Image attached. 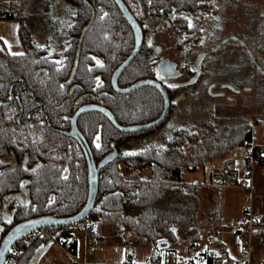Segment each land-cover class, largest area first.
Instances as JSON below:
<instances>
[{
  "label": "trees",
  "instance_id": "1",
  "mask_svg": "<svg viewBox=\"0 0 264 264\" xmlns=\"http://www.w3.org/2000/svg\"><path fill=\"white\" fill-rule=\"evenodd\" d=\"M70 1L79 9L76 38L83 31L82 27L91 20L93 11L102 16V18H97L85 32L82 45L84 52L96 50L98 46L105 54L110 55L108 72L103 78L104 86L110 96L105 97L104 101L116 115L117 120L123 125H133L159 118L164 110V101L155 88L146 87L122 95L115 93L111 87V76L114 69L131 54L134 46L132 29L124 20L114 0ZM122 1L141 25L145 34L152 27L155 19L163 16V10L168 19H172V7L177 5V0H168L167 3H164V0ZM181 2L188 12H194L196 0H181ZM12 3L13 0L0 2V21L21 22L20 14L19 20L14 10L9 7ZM174 22L181 23L180 20H174ZM22 29L21 27V39L28 46L26 31ZM181 32L182 29L179 28V33ZM106 34L109 35L108 42L102 41ZM261 36L259 38L264 43V34ZM248 43L246 61H244V66L248 68L246 76L239 75L238 69L243 65L241 59L232 57L229 61L230 75L194 77V80L200 82L206 80L217 87L223 85L235 98L229 97L225 101L215 102L214 92L206 89L198 91L195 95L197 90H194V85L197 83H192V81H188V84L182 87L167 86L171 109L162 126L171 132L163 133L165 137L161 144L154 145L153 143L146 149H141L137 145L135 153L123 156L104 170L105 175L103 174L104 177L100 178L98 203L89 216L91 219L99 223L119 224L127 239L140 237L157 245L168 244L169 249L162 250L168 252H175L172 247L177 243L197 248L203 236L214 233L213 230L220 219V207L216 203L213 208L207 207L204 212L201 211L200 195L206 196L204 189L207 185L199 181L186 182L184 180L185 171L188 173L205 172L208 166L214 165L219 160H228V164L234 162V153L237 150L247 143L256 142L254 140L255 130L264 123V114L262 116L260 114L264 106V48L253 44L254 42L249 41ZM232 48L234 50V47ZM155 51V46L145 41L141 51L121 76L119 85L127 87L146 79L158 81L159 78L155 71L158 62ZM237 52L239 54V46ZM260 53L262 55H259ZM36 67L37 63L34 61L26 60L23 64L20 56L6 53L0 46V102L9 101L10 89L16 84L18 73L23 69L29 72L26 74V81H35L37 79L34 77ZM192 76L193 73L184 80ZM43 80L46 81L45 78ZM43 83H40L41 92L46 91L47 94L56 96L57 86L54 78L46 84ZM46 87L47 90H45ZM253 93L249 101L248 98ZM187 97L192 98L189 103H186L189 112L204 105L205 112L209 113L198 129L196 126H184V123L168 122L172 120V114L176 111L179 100ZM239 100L243 103V108H255L254 121L247 119L244 113L234 116L233 111ZM18 110L16 102L10 107L0 106V209L9 211L12 217V224L9 228L25 220L45 215L60 218L75 216L88 198L86 162L83 156L73 151L71 156H66L65 153L60 155L63 152L61 142L54 147H48L46 142L57 140L60 137L52 132L45 136V142L39 143L27 139L28 157L23 156L24 149L20 148L21 143L18 137L20 131L16 124ZM98 118L104 121V146L102 152L95 156L96 161L101 160L111 150L110 141L114 134L120 137L139 138L156 132L160 128L149 132L120 134L105 118L102 116ZM169 123L173 126L171 130L167 128ZM119 139L116 138L117 141ZM263 147L259 146L256 151L258 164H263ZM38 163H41V167L37 173L33 174L25 170L26 166L34 167ZM121 166L128 173L126 178L121 172ZM65 168H68V172L63 178ZM147 170H150L151 174L149 180L140 176ZM221 172L222 175L219 177L222 180L218 182L236 173L227 166ZM24 180L29 181V201L18 203L17 195L22 192ZM11 197H14V200H11ZM51 197H54V202L50 201ZM199 218L205 220L201 221ZM59 236L74 237V234L59 233ZM44 247H54L50 245L49 238L31 241L18 259V264H31L39 250ZM76 249L75 246L74 253ZM46 253L38 260V264L46 262L44 259ZM221 257L228 259L224 255Z\"/></svg>",
  "mask_w": 264,
  "mask_h": 264
},
{
  "label": "flooded vegetation",
  "instance_id": "2",
  "mask_svg": "<svg viewBox=\"0 0 264 264\" xmlns=\"http://www.w3.org/2000/svg\"><path fill=\"white\" fill-rule=\"evenodd\" d=\"M66 1L72 4L70 0ZM164 1V3H167L168 0ZM254 3H252L251 0H196L194 12H188L181 0H177V5L172 7L173 18L170 20L165 10H163V16L155 19L152 27L149 28L146 34L144 33L143 42V45L145 41H148L155 46V56L158 61L155 71L157 74L164 77L163 80L159 79L158 82L167 89L169 85L182 87L185 84L187 85L188 81H192V83L197 82V80H194V77L199 78L201 75L204 77L207 75L214 77L216 74H220L219 76L230 75L231 69L229 61L232 57H239L241 61H246L247 42H254L253 44L256 45L264 44L259 38L264 34V6H261L260 3ZM69 5L70 4L64 9L58 8V6L52 9L53 11L50 13V22L48 21V25H45L46 31L43 42L34 34H31L30 29L25 26L23 21L19 22L20 28L22 27V30L28 32V34H26L28 46L24 44L20 36L23 55L18 56L21 57L23 64L26 63V60L37 63V67L34 70V77L37 79L30 82L26 81V74L29 72L26 68V70L23 69L18 73L16 84L10 89L9 101L4 103H9L12 97L13 102L9 106L1 107H10L14 102L18 105L19 115L16 119V124L18 131H20V133H18L21 143L20 148L24 149L23 156L28 157V150L26 149L27 139L39 143L45 142V136L48 135L49 132H52L60 137L57 140L46 142V145L48 147H54L61 142L63 152L60 153V155L65 153L66 156H71L73 151L83 156L86 162L85 169L87 173L88 165L85 152L77 139L70 136L73 130V120L79 111L83 110V114L76 120V128L90 146L94 159L96 155L102 152L104 146V121H100L98 117L102 116L105 118L110 125L114 127L117 133L134 134L153 131L161 127L166 122L169 114L164 123L156 128L147 131L127 133L119 131L102 113L89 111V107L105 108L111 112L117 124L125 128L146 125L152 122L123 125L117 120L116 115L111 111L110 107L106 105L104 98L110 96V94L104 86L103 78L108 72V58L110 55L105 54L98 46L96 50L93 49L84 52L82 45L85 32L97 18H102V16L98 12L93 11L91 20L87 25L82 27L83 31H81L80 36L76 38L75 32L78 24L79 9L75 5L71 9ZM59 10L63 12L58 13ZM232 10H234L236 14L238 11H241V14H243L245 18H248L247 28L245 29L251 31L252 37L250 40L246 34L235 36L231 33H225V25ZM174 20H180L181 23L176 24ZM179 28L182 29L181 33H179ZM38 34H40V32ZM108 40L109 35L106 34L105 39L102 41L108 42ZM234 46H239V54L237 48ZM232 47H234V50ZM217 58L222 62L221 68L215 66ZM126 59L114 69L111 76V87L115 93L117 92L112 85V77ZM56 61H59V63H56ZM191 73H193L192 78L182 81L179 80L180 78L187 79ZM168 77H172V79L176 80L166 81ZM43 78H45L46 81H44ZM51 78H54L56 82L57 88L56 92L54 91L56 96L47 94L46 91L41 92L40 90V83L44 82L43 84H46ZM119 80L118 86L121 89H126L139 82L132 83L127 87H121L119 85ZM202 83L207 85L206 89L209 92H212V89L216 91L218 88L215 84L209 85L210 82L206 80ZM220 88L225 87L220 85ZM45 90H47V87ZM170 125L171 123H169V127H167L168 130H171L173 127ZM151 134L152 133L146 134L139 138L130 136L120 137L118 134H114L112 141H110L111 150L105 154L101 160H95L96 163H100L105 157L111 154H115L117 157V160L114 161L116 162L127 155V153H135L137 145L139 148L143 149V147L147 145L146 141L150 140L148 138L151 137ZM97 137H99V139H97ZM116 138L121 139L117 141ZM132 141L138 142L132 145ZM97 143L100 144V148L96 147ZM132 146H135L134 149ZM40 167L41 163H38L34 167L26 166L25 170L35 174L39 171ZM104 170L101 172L100 178L103 174L105 175ZM66 172H68V168H65L63 178L66 177ZM28 184V180L23 181L22 192L17 195L18 203H28ZM13 198L11 197V200H14ZM50 201L54 202V197H51ZM97 203L98 196L96 200V204ZM11 224L12 217L9 212L5 209H0V245L6 234L15 226L9 228ZM1 229H3L2 232Z\"/></svg>",
  "mask_w": 264,
  "mask_h": 264
},
{
  "label": "crops",
  "instance_id": "3",
  "mask_svg": "<svg viewBox=\"0 0 264 264\" xmlns=\"http://www.w3.org/2000/svg\"><path fill=\"white\" fill-rule=\"evenodd\" d=\"M52 5H55V3ZM52 5L47 8L51 7L53 9ZM70 8L72 9V7ZM262 139L263 141L259 144L260 147L264 146V136ZM241 155L243 170L238 171L232 167L235 165L236 159L229 164L228 160H219L214 165L208 166L203 172L204 176L201 174V179H197L201 183L206 182L205 185L212 191L214 204L217 203L220 207V219L213 230L217 236L218 243L216 245L218 247L207 243L205 249L199 253L211 250L220 256H226L236 264H264V206L254 207V204L256 206L259 201L264 200V162L263 164H257V167L253 170L254 189L251 195L237 187H221L218 182L222 180L219 175H222L221 171L226 166L236 171L232 177L238 179L243 177L244 154L241 152ZM252 201L254 202L253 204ZM249 205L253 206L254 228L252 231L251 249L249 252L244 253L235 229L243 221L244 210ZM99 224L96 236L91 237L83 232L74 233L75 246L77 247L74 254L78 263L119 264L129 252L136 251L142 257L148 250V246L141 243L142 240H147L141 238H131L129 240L125 238L119 224Z\"/></svg>",
  "mask_w": 264,
  "mask_h": 264
},
{
  "label": "rangeland",
  "instance_id": "4",
  "mask_svg": "<svg viewBox=\"0 0 264 264\" xmlns=\"http://www.w3.org/2000/svg\"><path fill=\"white\" fill-rule=\"evenodd\" d=\"M1 1H3V0H0V2ZM56 2H57V4H56ZM251 2L252 3H254V2L260 3L261 6H264V0H251ZM51 3L52 4L55 3L56 5H52ZM68 4H70L69 5L70 7H74L73 4L67 2L66 0H13V3L10 4L9 7L12 10H14V13L17 15L18 19H19V14H20V17H22L21 21H23L25 26L28 27V29H30L31 34L32 35L34 34L36 37H38L43 42V39L45 36V31H46L45 25H48V21L50 22V18H51L50 13L53 11L51 7L49 9L47 7L52 5V7L54 9H55V6H58V8L64 9ZM62 12L63 11L59 10L58 13H62ZM21 13H22V16H21ZM247 19L248 18H245L243 16V14H241V11L240 12L238 11L236 14L235 11L232 10L231 14L229 15V18L227 19V23L225 25L226 26L225 33L226 34L231 33L232 35H235V36H240V34H242V35L246 34L250 40L252 37L251 31L245 29V28H247ZM19 22L20 21H0V46L3 49V51H5L6 53L13 54V55H20V53H23V47L21 44L20 33H19V29H20V23ZM245 22H246V26H245ZM39 32H40V34H38ZM25 33L28 34L27 31ZM248 45H249V43L247 42L246 43L247 50H248ZM260 46L264 48V44H261ZM234 47H236V46H234ZM259 55H262V54L260 53ZM255 56H257L256 53H255ZM242 63H243L242 67H240L238 69L240 71L239 75L240 76H246V74L248 72L247 71L248 68H246L244 66V61H242ZM215 66L217 68L222 67V62L219 58H217V60L215 61ZM210 68H212V67H210ZM170 80L175 81L176 79H172V77L171 78L168 77V80H166V81H170ZM179 80L182 81V80H184V78H180ZM196 83H197V85H194V90H197V93H195V95L198 94V91L201 92L202 89H206V86H207V85H204L199 80H197ZM209 85H211V84H209ZM219 87L220 86H218L216 91H215V89H212V92H214V96L216 97L215 102L225 101L226 98H229V97L235 98L232 95V93H230V91L228 89H226V88L223 89V88H219ZM189 89H190V86H189L188 90ZM253 95H254V93L250 94V96L248 98L249 101L252 99L250 97H253ZM191 100H192L191 97H187L186 99L179 100V103H177V105L178 104L179 105L176 107V109H175L176 111L172 114V117H171L172 120H169L168 122H173V123L177 122V124L184 123V126L189 125V126H196L197 129L200 128L202 126L203 120L206 119L207 114H209V113L205 112L206 108L204 107V105L198 107L199 109H197V110L194 109L192 112H189L187 109L186 103H189ZM242 104L243 103L242 102L240 103V100H239L238 105L235 107V109L233 111L234 116L244 113L243 115H246L245 117H247V119L254 121L253 113L255 114V108H253V107L248 108V109L243 108ZM260 114H261V116L264 114V106L261 108ZM219 120H220V118H219ZM253 128H249V130H253ZM166 132L170 133L171 131H167L165 127L161 126L158 129V131L153 132L151 134V137L148 138L150 140L146 141L147 145L144 144L146 146H144L143 149L144 148L146 149L147 146H149L153 143H154V145L161 144L162 140L165 137L163 133H166ZM263 136H264V123L255 130V139L254 140L256 141L257 146H259L261 141H263V139H262ZM136 142H138V141H136ZM136 142L132 141L131 144L135 145ZM134 147L135 146H132L133 149H134ZM239 150H237L234 153V155L236 156L235 157L236 163L232 167L236 168L238 171H241V170H243V164H242V158H241L242 155H241V152ZM121 170H122L121 172H122L123 176L126 178L128 176V173L125 171L123 166H121ZM201 174H203V172L188 173L187 171H185L184 180L186 182L198 181L197 179H201L200 178ZM140 176L143 179L149 180L151 178L150 170H147V171L141 173ZM203 176H204V174H203ZM203 184H206V182H204ZM204 191L206 193V196H203L202 194L200 195V197L202 199V206H201L202 212H204L207 209V207L213 208V205H215L214 201L212 200V198H213L212 191L209 190L208 187L206 189H204ZM253 201H254V199H253ZM253 201H252V204L254 203ZM260 205L264 206V200L259 201L258 205H256V206L254 204V207L257 208V206H260ZM199 219L201 221L205 220L204 218H202V219L199 218ZM213 234H215V233H213ZM206 236H203V238H202V240H201V242L197 248H191L188 245H183V244H178V243L173 245L172 248H173V250H175V252L180 257H185V258L193 257L196 254H198L200 251L205 249V247L207 245ZM135 238H140V237H135ZM141 243L148 246V250L146 251V253H148V254H152L157 249L156 243L147 242V241H143V240L141 241ZM134 250H136V249H134ZM47 251L48 252L46 253V257L44 258V259H46V262H44L43 264H70L68 262V260L63 256L62 252L59 250L58 247L54 246L52 248H49Z\"/></svg>",
  "mask_w": 264,
  "mask_h": 264
},
{
  "label": "water",
  "instance_id": "5",
  "mask_svg": "<svg viewBox=\"0 0 264 264\" xmlns=\"http://www.w3.org/2000/svg\"><path fill=\"white\" fill-rule=\"evenodd\" d=\"M116 5L118 6L119 10L121 11L123 17L131 27L134 37H135V44L133 51L131 55L120 65V67L115 71L113 77H112V85L115 89V91L119 94H129L134 91H137L142 88L146 87H152L159 91V93L163 97L164 101V110L160 117L156 119L155 121H152L146 125L141 126H134V127H121L119 124H117L114 116L111 114V112L105 108L102 107H89V111H97L102 113L111 123L121 132H127V133H133V132H141V131H147L151 130L153 128H156L164 123L166 120L170 108H171V101L167 92V89L158 81L155 80H142L139 81L130 87L126 89H121L118 86V80L121 76V74L125 71V69L131 64V62L134 60V58L139 53L143 42H144V32L135 17L131 14L129 9L125 6V4L122 2V0H114ZM13 102L12 100L9 103H2L0 102V106H9ZM83 114V110L79 111L75 119L73 120V130L70 133V136L77 139L79 144L82 146L85 155H86V161L88 165L87 169V179H88V198L83 206V208L72 217L68 218H60L57 216L52 215H45L37 218H32L25 220L17 225H15L3 238L1 245H0V264H5V260L7 257V254L9 250L14 246L16 242L19 240L25 238L26 236L30 235L34 231L45 229V228H60L64 226H70L74 225L78 222H81L82 220L88 218L92 211L95 208L96 200L99 192V184H100V175L101 172L112 162L117 160V157L115 154L108 155L105 157L100 163H96L94 156L91 152L90 146L86 142L83 136H81L80 132L76 128V120ZM3 229H1V232ZM50 245H53L50 241ZM49 248L44 247L39 250L35 258L33 259L31 264H38V260L41 259V257L47 252ZM169 249L168 244L160 243L157 245V249L154 251L155 255L159 254L160 250H167Z\"/></svg>",
  "mask_w": 264,
  "mask_h": 264
},
{
  "label": "built area",
  "instance_id": "6",
  "mask_svg": "<svg viewBox=\"0 0 264 264\" xmlns=\"http://www.w3.org/2000/svg\"><path fill=\"white\" fill-rule=\"evenodd\" d=\"M256 142L247 143L240 148V151L244 154V172L241 179L235 177H228L227 179L219 182L221 187H237L242 189L248 194L253 193L254 181H253V170L257 167ZM264 162V153L262 154ZM99 222L91 219L90 217L78 222L74 225L64 226L61 228H45L34 231L25 238L19 240L10 249L6 264H17L18 259L21 257L23 250L36 239L49 238L52 244L59 248L63 256L68 260L70 264L78 263L75 254L74 247L76 241L74 237L59 236V233L74 234L76 232H83L88 236H96ZM254 228V217H253V206L249 205L244 210V218L239 226L236 227V236L241 242V247L244 253L249 252L251 249V238L252 231ZM207 242L210 245L215 246L217 236L213 233H208ZM119 264H236L231 259H226L216 254L214 251L208 250L196 254L193 257H180L175 252L159 251L158 255L144 253L142 257L136 252H129L126 258Z\"/></svg>",
  "mask_w": 264,
  "mask_h": 264
},
{
  "label": "snow or ice",
  "instance_id": "7",
  "mask_svg": "<svg viewBox=\"0 0 264 264\" xmlns=\"http://www.w3.org/2000/svg\"><path fill=\"white\" fill-rule=\"evenodd\" d=\"M105 15H106V14H105ZM20 55H23V53H20ZM56 63H59V61H56ZM98 63H99V62H98ZM157 75H158V78H159V79H161V80L164 79L163 76H160L159 74H157ZM169 86H170V87H175L176 85H169ZM97 139H99V137H97ZM96 147H97V148H100V144L97 143Z\"/></svg>",
  "mask_w": 264,
  "mask_h": 264
}]
</instances>
